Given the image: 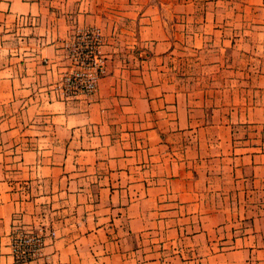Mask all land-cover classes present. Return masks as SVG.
Wrapping results in <instances>:
<instances>
[{"label":"crops","instance_id":"0c3cea01","mask_svg":"<svg viewBox=\"0 0 264 264\" xmlns=\"http://www.w3.org/2000/svg\"><path fill=\"white\" fill-rule=\"evenodd\" d=\"M87 25L108 72L66 98ZM17 229L24 264H264V0H0V264Z\"/></svg>","mask_w":264,"mask_h":264},{"label":"built area","instance_id":"2783aa9c","mask_svg":"<svg viewBox=\"0 0 264 264\" xmlns=\"http://www.w3.org/2000/svg\"><path fill=\"white\" fill-rule=\"evenodd\" d=\"M104 34L96 25L77 27L66 41L64 49L67 69L55 84L66 98H91L107 74V56L103 52ZM55 233L53 232L52 235ZM40 230L17 229L13 235V255L16 263L24 264L37 258L45 245Z\"/></svg>","mask_w":264,"mask_h":264},{"label":"rangeland","instance_id":"374dc122","mask_svg":"<svg viewBox=\"0 0 264 264\" xmlns=\"http://www.w3.org/2000/svg\"><path fill=\"white\" fill-rule=\"evenodd\" d=\"M140 49H136L135 52H140ZM181 58V56H180ZM165 68H169V71L173 70V71H179V72H186L185 77L187 78V80L185 81L187 88L188 87H193V86H203V85H211V82L213 84H217V85H222L224 84V82L221 81H193L192 79H190L194 72L196 71H201L203 70V66H199L197 64L195 65H183L181 63L178 62L177 59H175L171 64H169V66H166ZM206 71H209V67H206ZM189 78V79H188ZM235 86H239L240 84L244 85V83L242 81L234 82ZM219 86V87H220Z\"/></svg>","mask_w":264,"mask_h":264}]
</instances>
